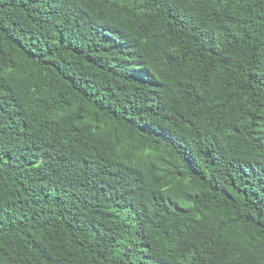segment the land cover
Segmentation results:
<instances>
[{
	"label": "trees",
	"instance_id": "1",
	"mask_svg": "<svg viewBox=\"0 0 264 264\" xmlns=\"http://www.w3.org/2000/svg\"><path fill=\"white\" fill-rule=\"evenodd\" d=\"M0 264H264V0H0Z\"/></svg>",
	"mask_w": 264,
	"mask_h": 264
}]
</instances>
